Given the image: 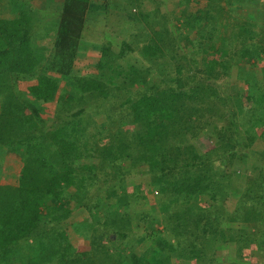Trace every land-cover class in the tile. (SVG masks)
<instances>
[{
  "label": "trees",
  "instance_id": "obj_1",
  "mask_svg": "<svg viewBox=\"0 0 264 264\" xmlns=\"http://www.w3.org/2000/svg\"><path fill=\"white\" fill-rule=\"evenodd\" d=\"M47 3L39 40L0 0V155L20 169L0 166V264H264V15L242 12L264 0ZM112 10L132 41L96 50Z\"/></svg>",
  "mask_w": 264,
  "mask_h": 264
},
{
  "label": "rangeland",
  "instance_id": "obj_2",
  "mask_svg": "<svg viewBox=\"0 0 264 264\" xmlns=\"http://www.w3.org/2000/svg\"><path fill=\"white\" fill-rule=\"evenodd\" d=\"M8 0H5V5ZM24 3V9L26 10H30L34 16L35 19L37 20H42L41 24H39V32L37 33V37L39 40H42V37H45L44 32H45V26L47 27V23L49 21L52 22V19H54L56 13H55V9L50 6L47 3V0H21ZM61 1V0H59ZM172 1V0H167V2ZM151 8H153L151 6ZM147 10H151L150 8H146ZM243 14L244 15H248V16H253V17H260L261 14L264 15V10L262 7H260V5H252L251 6H247L245 8H243ZM53 14V15H52ZM99 22L95 21H91V23L88 24L85 32H84V42L88 43L89 45H93V48L96 49L95 45H103L104 43L112 42L115 45V51L118 52L119 47L122 46L123 42L125 40H129L130 42L132 41V35L135 33V24H133L131 22V20H129L128 18H126L125 16H122V13H120L118 10H112V12L109 15H105L104 17L99 18ZM43 23H46L44 25V28L42 27ZM106 24V25H105ZM42 25V26H41ZM41 26V27H40ZM42 43L45 44L44 48H46V51L48 52L51 49V40H46L44 42L39 41L38 43H36V46H40ZM114 48V47H113ZM97 50V49H96ZM134 56V55H133ZM137 58V57H135ZM84 59V58H83ZM139 63L140 61H143L141 59V57L137 58ZM136 60V59H135ZM135 60H134V64H135ZM84 64H88V61H84ZM262 68V66H261ZM257 69V68H256ZM46 118L50 117L49 113L45 114ZM10 160V161H9ZM6 161H9L7 165ZM0 166H3L5 169L12 170V167L14 168V171H9V173H7V176H5L3 179L5 182H11V183H15L16 182V175H18L20 173V169L14 164L13 159H11V157L9 158L8 156L4 155L1 157L0 155ZM2 167V168H3ZM234 170V169H233ZM242 171V176L243 177H249L252 176V174L254 173L252 171V164L248 167L247 164L245 165H238L237 166V170L236 171ZM235 171V170H234ZM129 187L130 190H133V186H136L137 184H142V191L143 192H147V190L150 188L149 186V177H147L146 175L143 174H133L132 176H130L129 178ZM142 203V201H141ZM144 203V202H143ZM155 204V194L154 193H149V202L148 204H144L143 206H141V208L143 210H149L151 206H154ZM228 209L230 211H233L236 208V202L235 200H233L232 198L228 201ZM74 206V204H73ZM76 214L74 215V217L76 218L73 221H80L84 218L85 215H87V213L85 212H79L76 211ZM73 223V228L79 232V227L76 223ZM92 229V227H90L84 234V238H88L87 232H90V230ZM73 241V246H77L79 247L80 251H85L88 250V246L89 243H87V240L85 241L84 239H82V237H79L78 235H74L71 239ZM221 251V249H220ZM221 254V252H219ZM226 255L219 260V263L223 262L225 259Z\"/></svg>",
  "mask_w": 264,
  "mask_h": 264
}]
</instances>
